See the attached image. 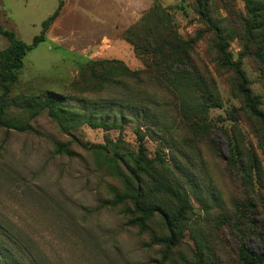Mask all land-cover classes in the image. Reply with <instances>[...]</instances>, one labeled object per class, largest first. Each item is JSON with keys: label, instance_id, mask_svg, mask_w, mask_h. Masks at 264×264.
Returning <instances> with one entry per match:
<instances>
[{"label": "rangeland", "instance_id": "1", "mask_svg": "<svg viewBox=\"0 0 264 264\" xmlns=\"http://www.w3.org/2000/svg\"><path fill=\"white\" fill-rule=\"evenodd\" d=\"M225 1L212 0V14L229 26ZM230 1L234 12L245 14L243 0ZM58 2L0 0V24L30 43ZM156 6L165 8L183 38L197 39L198 90L184 97L145 71V41L136 50L130 38ZM8 45L0 36V50ZM243 50L235 35L232 57L239 59ZM241 58L264 111V64L255 54ZM100 61L95 73L108 88L96 90L88 64ZM115 62L137 77H126ZM46 90L62 98L67 114L61 122L46 110L32 117L17 103L19 95ZM210 92L219 94L220 105L204 98ZM3 98L10 102L8 117L30 129L0 126V264H197V251L206 264H241L243 242L255 254L264 252L258 232L264 225L262 126L245 108L234 72L219 64L214 34L201 22L195 0H64ZM90 115L107 122L92 125L85 120ZM137 130L145 132L151 173H142L141 185L161 207L144 228L129 222V202L114 203L135 184ZM59 144L70 153L59 151ZM252 156L262 179L251 172ZM174 176L193 210L164 258V245L152 238L168 234L162 213L179 203Z\"/></svg>", "mask_w": 264, "mask_h": 264}, {"label": "trees", "instance_id": "2", "mask_svg": "<svg viewBox=\"0 0 264 264\" xmlns=\"http://www.w3.org/2000/svg\"><path fill=\"white\" fill-rule=\"evenodd\" d=\"M245 4V14L236 13L232 10L230 0L225 1L228 4L226 7L231 15L232 25H225L218 17L212 14V0H195V9L201 20L207 28L214 34L216 50L218 54V62L223 68L230 69L235 74V84L238 93L242 97L245 108L250 115L255 117L262 126L261 143L264 148V111L260 108V99L255 95L250 87V82L246 72L242 67V55L255 54L264 64V0H243ZM64 5V0H59L55 11L42 21V30L39 34L33 37L32 42L27 43L18 38L14 31L3 27L0 24V36H4L9 40V45L0 50V88L2 89V98L0 99V126L13 128L17 130L30 129L28 122L18 118L8 117V107L10 102L6 96L9 92V85L15 82L18 78V70L24 65V57L29 50L46 39V32L50 25L59 16ZM154 17H150V16ZM141 28L133 31L127 30L126 36L132 33V43L135 49H138V42L145 41L147 50V61L145 71L153 78L165 79L169 84L170 92L178 94V97H184L186 93H193L198 90V68L194 62V54L196 52V38H183L177 31L175 25L165 12V8L156 6L153 11L145 14L135 27ZM237 36L243 44V52L239 59H234L230 52L231 40ZM134 37V39H133ZM100 62H90L89 69L96 76L97 81H94L96 90L105 88V77H100L95 73L94 66L102 64ZM121 66L122 73L126 77H137L136 72L130 71L128 67L121 62H115ZM112 68L111 73H115ZM136 74V76H134ZM125 85V84H124ZM106 87L105 89H107ZM44 96V98H40ZM204 98L213 100L212 106L221 104L219 94L210 92L204 94ZM16 101V100H15ZM17 103L24 108H28L31 116L38 115L42 110H46L48 115L54 120L61 122L66 116L67 111L63 106L62 98L59 94L46 90L42 94L25 96L19 95ZM90 124H104L106 119L94 121L93 117L87 116L85 119ZM137 140L139 148L137 156L132 168L134 185L129 186V191L124 194H118L114 203L129 202L131 204L130 223L139 225L141 228L146 227L147 222L152 219L157 212H161V207L156 202L152 201V197L146 193L141 185L140 176L143 174L150 175L147 167L145 143V132L137 130ZM59 151L70 153V150L59 144ZM159 154V153H158ZM160 156V155H159ZM231 159L235 162L238 158L236 152L231 153ZM158 159H161L157 157ZM163 160V159H162ZM251 172L258 179H262L260 173V165L255 156H252ZM174 181L178 187L179 203L173 211L164 209L162 217L168 234L161 237H153L152 241L164 245V255L166 258L169 251L179 242L178 234L179 227L183 224L188 212L193 210V204L190 200V195L183 183L174 176ZM166 186L169 183H164ZM113 203V204H114ZM260 235L264 236V225ZM239 259L241 264H264V252L255 254L246 243L239 246ZM197 264H206L204 257L200 251H197Z\"/></svg>", "mask_w": 264, "mask_h": 264}]
</instances>
